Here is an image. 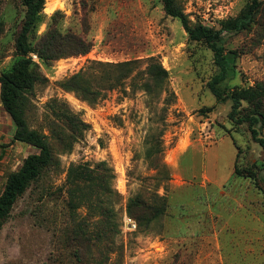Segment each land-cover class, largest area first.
Wrapping results in <instances>:
<instances>
[{"label":"rangeland","instance_id":"rangeland-1","mask_svg":"<svg viewBox=\"0 0 264 264\" xmlns=\"http://www.w3.org/2000/svg\"><path fill=\"white\" fill-rule=\"evenodd\" d=\"M249 1L178 0L192 21L215 28ZM261 1L248 29L222 34V43L239 53L238 72L227 83V98L217 100L207 85L216 69L212 50L189 39L161 0H50L55 9H43L31 34L34 43L55 27L85 38L92 47L51 62L31 53L40 79L28 95L26 118L31 128L49 133L47 106L56 98L90 129L71 151L54 147L53 164L17 199L0 228V264H264V149L248 122L238 124L229 117L228 98L236 86L260 83L264 89ZM25 11L21 0H0V74L19 57L15 42ZM148 57L168 70V92L149 93L135 86L139 78H129L126 90H103L105 98L91 103L61 87L90 61ZM93 79L98 85V77ZM207 107L212 110L202 111ZM255 112L264 138V95L240 115ZM15 129L0 98V193L9 174L38 151L14 140ZM101 161L114 175L110 193L102 196L109 212L92 215L85 206L73 210L67 194L69 167ZM158 164L165 166V174ZM235 166L256 171L258 184L235 174ZM136 197L154 207L163 203V212L133 216L127 206ZM125 216L135 220L136 229L124 228ZM103 229L109 231L108 241L97 240Z\"/></svg>","mask_w":264,"mask_h":264},{"label":"trees","instance_id":"trees-1","mask_svg":"<svg viewBox=\"0 0 264 264\" xmlns=\"http://www.w3.org/2000/svg\"><path fill=\"white\" fill-rule=\"evenodd\" d=\"M21 1L26 11L15 42L19 57L10 70L0 74V98L4 109L9 113L16 127L13 139L26 142L38 151L29 154L22 165L10 173L7 178L0 193V228L9 217L17 199L34 180L39 178L46 167L53 164L55 161L54 147L62 152H69L90 129L89 123L74 113L65 102L56 98L51 100L47 106L46 119L49 133L29 126L26 118L28 95L40 79L39 73L33 68L34 61L31 53H36L45 62H51L63 57L85 54L90 51L92 43L75 33H62L55 27L49 29L34 43L31 34L40 21L46 0ZM161 1L165 13L181 21L189 39L204 42L212 50L216 69L207 85L217 100L226 99L230 90L227 83L238 72L239 53L236 49L227 48L222 43V34L223 32H242L248 29L261 11L262 1L250 0L237 16L222 20L219 28L200 21H192L178 0ZM143 64H145L144 67H142ZM168 76V70L154 57L117 62L93 60L89 65L62 81L61 87L66 91L77 93L91 103H98L106 96L103 90L120 88L126 90L123 87L129 78H139L141 83L135 86L149 93L156 90L168 92ZM94 77H98V85L94 83ZM263 95V85L259 83L256 86H236L230 91L228 98L232 100L229 117L238 124L248 122L254 140L259 142L264 149V138L259 136L256 128L257 113L240 115L242 110L260 103ZM243 101L247 105H244ZM211 110L212 107L202 109V111ZM158 151L161 152L162 149ZM149 154L152 155L150 151ZM158 166L159 164L156 166L158 171L165 174V166L162 165L161 168ZM262 168L264 169V162ZM235 174L250 177L258 184L256 171L250 167L241 169L235 166ZM164 176L167 178V175ZM113 177L105 161L96 163L95 166L89 162L71 164L66 176L69 206L73 210L85 206L92 215L98 212L103 215L107 214L110 208L109 203L102 196L110 193V181ZM260 188L264 192V185ZM164 207L163 203L159 207H154L138 197L130 199L127 206L129 213L135 217H141L147 211H154V215L162 213ZM87 238L92 241L93 234H89ZM99 239L108 241L109 231L103 229L97 234V240Z\"/></svg>","mask_w":264,"mask_h":264},{"label":"built area","instance_id":"built-area-1","mask_svg":"<svg viewBox=\"0 0 264 264\" xmlns=\"http://www.w3.org/2000/svg\"><path fill=\"white\" fill-rule=\"evenodd\" d=\"M137 227V223L130 217H124V228L127 230H134Z\"/></svg>","mask_w":264,"mask_h":264},{"label":"bare ground","instance_id":"bare-ground-1","mask_svg":"<svg viewBox=\"0 0 264 264\" xmlns=\"http://www.w3.org/2000/svg\"><path fill=\"white\" fill-rule=\"evenodd\" d=\"M55 4L53 2H50V0H47L45 9L47 11H53L55 9Z\"/></svg>","mask_w":264,"mask_h":264}]
</instances>
